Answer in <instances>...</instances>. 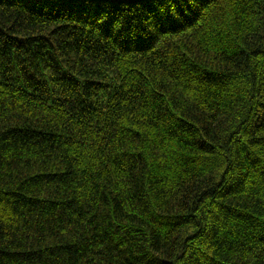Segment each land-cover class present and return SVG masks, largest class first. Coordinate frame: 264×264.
Returning <instances> with one entry per match:
<instances>
[{"label":"trees","instance_id":"16d2710c","mask_svg":"<svg viewBox=\"0 0 264 264\" xmlns=\"http://www.w3.org/2000/svg\"><path fill=\"white\" fill-rule=\"evenodd\" d=\"M0 264H264V0H0Z\"/></svg>","mask_w":264,"mask_h":264},{"label":"water","instance_id":"95a60500","mask_svg":"<svg viewBox=\"0 0 264 264\" xmlns=\"http://www.w3.org/2000/svg\"><path fill=\"white\" fill-rule=\"evenodd\" d=\"M89 1H108V2H114V3H131V2H136L140 0H89Z\"/></svg>","mask_w":264,"mask_h":264}]
</instances>
